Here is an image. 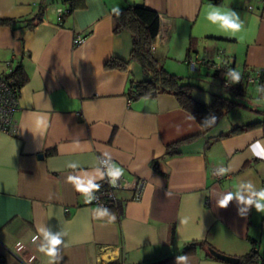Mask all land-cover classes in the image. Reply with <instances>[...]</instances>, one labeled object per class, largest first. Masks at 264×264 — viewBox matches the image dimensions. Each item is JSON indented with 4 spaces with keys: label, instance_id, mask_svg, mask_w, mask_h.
Returning a JSON list of instances; mask_svg holds the SVG:
<instances>
[{
    "label": "crops",
    "instance_id": "crops-1",
    "mask_svg": "<svg viewBox=\"0 0 264 264\" xmlns=\"http://www.w3.org/2000/svg\"><path fill=\"white\" fill-rule=\"evenodd\" d=\"M250 3L251 10L246 0H74L69 10L65 0H0V17L15 20L0 25V79L18 66L26 76L15 128L0 133V264H26L22 257L31 256L32 264H50L39 251L47 244L43 234L32 240L37 228L59 234L62 244L53 264H231L208 256L205 244L184 254L196 240L234 257L249 250L251 239L264 250V213L235 195L226 208L217 205L227 192L246 200L264 188V160L249 148L264 142V124L228 134L264 121L257 112L264 110V93L250 85L236 93L213 74L217 86L199 87L201 68L210 71L200 64L189 73L195 76L194 99L210 105L221 95L251 111L231 115L234 107L206 132L172 93L131 99L129 80H141L143 72L129 60L130 33L114 32L112 12L143 4L158 13L159 30L150 46L167 70L186 69L187 59L197 54L213 59L219 50L236 69L252 70L264 66V5ZM213 7L220 14L235 11L242 33L231 36L211 23ZM39 11L41 20L26 26L22 20ZM78 36L81 42L75 43ZM109 58L128 63L124 69L107 68ZM177 141H183L179 152L165 156L166 146ZM100 156L122 168L126 178L145 180L139 199L120 189L115 206L85 202L67 177L98 183ZM219 169H226L225 175H215Z\"/></svg>",
    "mask_w": 264,
    "mask_h": 264
},
{
    "label": "trees",
    "instance_id": "trees-1",
    "mask_svg": "<svg viewBox=\"0 0 264 264\" xmlns=\"http://www.w3.org/2000/svg\"><path fill=\"white\" fill-rule=\"evenodd\" d=\"M69 2V10H71L75 4L74 0H65ZM220 0H211L213 3H218ZM66 14V13H65ZM42 12L39 11L33 18L22 20L26 26H33L41 20ZM115 21L114 32L118 33L122 30H127L131 36V50L129 54V60L135 61L143 72V78L139 81L129 80L128 92L130 98L135 100L144 96H155L158 92L167 91L172 93L177 98L180 105L191 112L197 121L201 124L204 132L212 129L219 118L223 116L228 110L236 107L239 103L221 95H215L214 101L210 105H205L200 101L194 99L191 95V91L195 84L184 82L182 77L177 76L174 73L169 72L163 65L159 64L156 58L152 54L150 41L157 34L159 30V15L158 13L146 7L143 4H129L126 7L120 9V15L117 16L113 13ZM15 20L11 18L0 17V25H12ZM190 47L187 50V54L190 53ZM128 61H121L115 58H109L105 63L107 68H121L124 69ZM212 71V74L216 77H221L220 71ZM4 77L12 78V85L15 86L19 92L20 87L26 81V76L22 70V66H18L11 70L9 74ZM230 90H234L236 93H241L243 90L238 86H231ZM257 112L264 114V110H257ZM264 124V121L249 123L245 126L235 127L229 133H236L243 129L253 127L254 125ZM183 141H177L168 144L165 149V156H173L177 154L178 147ZM52 151H49L51 153ZM152 166L157 167V162L153 161ZM111 207V206H110ZM261 225L264 227V216L261 219ZM251 247L249 250L238 257L237 264H264V250L259 251L256 246V241L250 240ZM207 245L209 250H214L208 243L204 241H193L186 245L183 249V253H192L197 247ZM208 256L213 258L210 252ZM108 264H115L110 262Z\"/></svg>",
    "mask_w": 264,
    "mask_h": 264
},
{
    "label": "built area",
    "instance_id": "built-area-1",
    "mask_svg": "<svg viewBox=\"0 0 264 264\" xmlns=\"http://www.w3.org/2000/svg\"><path fill=\"white\" fill-rule=\"evenodd\" d=\"M248 2L247 8L253 9L254 5L251 1H257L264 5V0H246ZM57 12L61 15L66 12L62 8H57ZM81 42V38L78 36L75 39V43ZM187 64L192 70L199 67L200 64H205L209 70L220 71L222 76L220 77V84L225 88L231 86H238L243 88L248 85H256L262 93H264V66L254 68L252 70L242 68L236 69L233 63L228 59L222 50H219L213 59L205 55H195L187 59ZM236 70L240 73V80L234 81L231 75V71ZM8 72H11L9 68ZM7 73V74H9ZM5 76V75H4ZM19 92L15 86L12 85V78L2 77L0 79V133H11L15 128L14 112L18 104ZM99 165L103 170V179L97 184L101 185L98 192L92 193L91 204L99 207L106 208L115 206L118 204V198L115 195L116 190L124 189L132 192L133 199H139L145 185V180L142 178L128 179L124 175L116 181L117 188H113L109 185L108 170L111 168L110 161L105 156H100ZM126 185V186H125Z\"/></svg>",
    "mask_w": 264,
    "mask_h": 264
},
{
    "label": "clouds",
    "instance_id": "clouds-1",
    "mask_svg": "<svg viewBox=\"0 0 264 264\" xmlns=\"http://www.w3.org/2000/svg\"><path fill=\"white\" fill-rule=\"evenodd\" d=\"M213 12L208 14L207 19L213 23H219L223 29H225L224 32L229 33L231 36H236L237 34L242 33L243 29V22L241 21L239 15L233 11V10H227L224 14H220V8L213 7ZM112 12L115 13L117 16L120 15V9L118 7H114L112 9ZM245 39V36L243 34L239 35V40L243 42ZM231 75L233 77L234 81L240 80V73L236 70H232ZM39 123L43 124L45 123L42 118L39 119ZM249 148L252 151V155L256 157L257 159L264 160V142L257 140L253 144L249 145ZM71 168H75V164H69L68 165ZM226 169H219L215 175L217 176H223L226 173ZM108 176L110 177V180L108 181L109 185L113 188H117L116 181L120 178V176L124 175V170L120 168L119 166H113L109 168L108 170ZM100 178L103 179V173L100 174ZM67 180L69 183H71L75 190L85 197L86 203H91V196L90 194L96 193L100 190L101 185L97 183H93L92 180L83 181L78 176H72L69 175L67 177ZM126 186V185H125ZM251 186V185H249ZM236 196V198L241 202L248 206H254L256 211L258 213H264V188H261V190L258 193H254L253 198L244 199L243 196H240L239 193H233V192H227L221 199L217 201V205L220 208H226L229 203L232 201L233 196ZM107 211V209H105ZM103 213H101V216ZM113 220H115V215L112 216ZM40 234H43L44 239L47 241L46 245H42L39 249L41 253H43L45 256L49 258L50 264H53L55 258L57 257V248L61 246L62 241L59 238L58 235H51L49 232L43 229L37 228V234L32 236L33 242L35 240L40 238ZM23 248V245L21 241H17L16 243V249L20 250ZM18 253V252H17ZM26 261V264H32V261L35 260V256L24 258ZM180 260H186L188 259L187 256H181L179 257Z\"/></svg>",
    "mask_w": 264,
    "mask_h": 264
},
{
    "label": "rangeland",
    "instance_id": "rangeland-1",
    "mask_svg": "<svg viewBox=\"0 0 264 264\" xmlns=\"http://www.w3.org/2000/svg\"><path fill=\"white\" fill-rule=\"evenodd\" d=\"M215 55V54H214ZM214 58V57H213ZM186 66V69H183V68H178V67H176L175 66V71H177V72H174L173 70H168L169 72H171V73H174V74H176L177 76H180V77H182V79L183 80H186V81H192V79H194V77H193V75H190L189 73H191V72H193V73H191V74H194V72H197V71H195V70H192L190 67H189V65L187 64V65H185ZM165 68V67H164ZM166 69V68H165ZM201 74H202V76L201 77H199V78H201L200 79V82H199V84H198V86L199 87H203V88H208V87H210L211 85H210V83L211 84H213V85H215V86H217L216 84L218 83V81H217V79L216 78H214V77H211L212 76V72L211 71H208L205 67H203V68H201ZM207 73H209V77H207L206 76V74ZM188 75H190V76H188ZM190 83H193V82H190ZM219 83H220V81H219ZM210 85V86H209ZM222 86V85H221ZM253 86H256V85H250V87H249V89H252V87ZM258 87V86H257ZM257 90V88H254L253 90ZM256 98L258 97L257 95L255 96ZM237 99L238 100H245V101H248V100H246V97H244V96H237ZM250 100H251V98H250ZM252 101V100H251ZM253 103V102H252ZM248 112H251V111H249L248 110V108L246 109H244L243 107H236V108H234V109H232L231 111H230V113H231V115L232 114H236V113H238V114H240V113H243V114H246V113H248Z\"/></svg>",
    "mask_w": 264,
    "mask_h": 264
},
{
    "label": "water",
    "instance_id": "water-1",
    "mask_svg": "<svg viewBox=\"0 0 264 264\" xmlns=\"http://www.w3.org/2000/svg\"><path fill=\"white\" fill-rule=\"evenodd\" d=\"M39 157H41V154H39ZM209 252L214 255L215 257H217L218 259H221V260H224V261H227L231 264H237L238 263V257H234V256H229V255H225L223 253H220V252H217V251H214V250H209Z\"/></svg>",
    "mask_w": 264,
    "mask_h": 264
}]
</instances>
